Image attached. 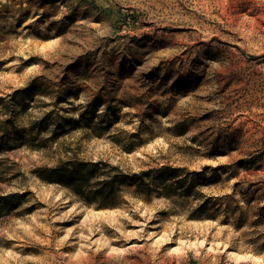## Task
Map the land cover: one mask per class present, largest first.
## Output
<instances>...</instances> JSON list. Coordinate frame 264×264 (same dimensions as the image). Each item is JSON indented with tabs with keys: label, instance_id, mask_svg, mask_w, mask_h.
I'll return each mask as SVG.
<instances>
[{
	"label": "rangeland",
	"instance_id": "obj_1",
	"mask_svg": "<svg viewBox=\"0 0 264 264\" xmlns=\"http://www.w3.org/2000/svg\"><path fill=\"white\" fill-rule=\"evenodd\" d=\"M0 264H264V0H0Z\"/></svg>",
	"mask_w": 264,
	"mask_h": 264
},
{
	"label": "trees",
	"instance_id": "obj_2",
	"mask_svg": "<svg viewBox=\"0 0 264 264\" xmlns=\"http://www.w3.org/2000/svg\"><path fill=\"white\" fill-rule=\"evenodd\" d=\"M99 170L100 163L98 162L66 161L46 170L39 176L46 182L59 184L60 186L71 190L78 196H83V201L87 204L99 198V208L114 207V204L110 203V200L116 196L117 189L121 186L136 187L138 191H142L147 195L151 192L150 184L145 182L143 175L140 173L123 176L114 175L112 177L104 178L99 184L100 188L96 191V195L95 193L93 196L84 195V192L90 187L91 181L97 176ZM161 174L163 178V194L166 198L173 199L177 195L176 193H173L172 190L177 186V189H179L185 179H178V176L165 168L161 170ZM190 190L191 187H187L184 190L186 197L190 196ZM205 207L206 205L202 204L197 211L202 214Z\"/></svg>",
	"mask_w": 264,
	"mask_h": 264
}]
</instances>
